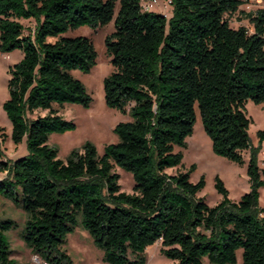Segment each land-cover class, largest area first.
I'll return each instance as SVG.
<instances>
[{
  "label": "trees",
  "instance_id": "16d2710c",
  "mask_svg": "<svg viewBox=\"0 0 264 264\" xmlns=\"http://www.w3.org/2000/svg\"><path fill=\"white\" fill-rule=\"evenodd\" d=\"M249 0H170L166 19L143 11L141 0H0V54L22 58L8 68L2 108L14 145L26 155L6 159L0 127V195L27 214L22 239L46 264H72L62 250L81 225L107 264H146L145 251L160 242L174 264H264V173L260 146L248 136L245 105L264 102V8L243 13L252 26L232 28L227 15ZM118 12L115 17V9ZM115 30L104 41L113 67L103 80L105 104L128 115L113 132L118 141L103 155L86 142L67 160L49 145L52 134L75 130L58 112L67 104L89 108L92 97L72 71L88 74L96 51L85 37L62 35L81 26ZM24 22H31L26 26ZM198 108L215 155L243 166L248 152L250 190L235 202L219 177L221 201L197 195L203 177L190 181L183 154ZM264 141V128L256 133ZM132 175L133 193L121 192L114 168ZM16 225L0 220V264L11 258L5 234Z\"/></svg>",
  "mask_w": 264,
  "mask_h": 264
},
{
  "label": "rangeland",
  "instance_id": "374dc122",
  "mask_svg": "<svg viewBox=\"0 0 264 264\" xmlns=\"http://www.w3.org/2000/svg\"><path fill=\"white\" fill-rule=\"evenodd\" d=\"M144 3L147 0H141ZM264 8V0H249L242 5L239 10L227 15L232 28L239 26L246 27L252 33V26L248 20L244 19L243 13L255 12L257 9ZM153 12L163 15L166 19L170 18L172 7L170 0H156ZM118 12V6L115 9V17ZM26 26L32 25L31 22H24ZM114 18L104 26L93 28L91 26H81L77 29L68 30L62 36L67 38L85 37L91 40L94 45L97 57L96 63L88 74L81 71H72L74 78L82 82L87 92L92 97V103L89 108H83L79 105L67 104L58 108L59 114L67 121H72L76 128L71 132L64 134H52L49 138V145L58 149V159L66 161L73 149H80L86 142L92 143L99 156L103 155L104 147L107 144L116 143L118 138L113 132L114 127L120 122L130 121V117L121 114L117 110L106 106L103 92V80L109 76L113 67L110 63L105 49V38L114 32ZM22 58L19 50H14L9 54H0V127L5 130L8 138L2 145L6 159H16L26 155L25 145H14L10 139L11 124L2 108L3 101L7 98L8 68L17 63ZM247 117L251 120L248 129V136L254 147L260 146V152L257 157V165L264 173V141L259 144L256 133L264 128V102L254 104L249 101L245 105ZM196 120L193 126L191 136L186 138L185 148H176L183 154L182 168L168 170V173L174 175L177 171L187 172L192 165L195 169L190 173V181L197 183L202 177L205 186L198 193L208 206L217 205L222 197L215 189V178L219 177L229 193L232 201H239L241 196L250 190L249 179L247 175V164L249 154L243 152L245 164L238 166L226 158L217 156L212 150V143L205 133L198 108H195ZM119 175V185L121 192L127 194L133 193L134 181L132 175L120 168L113 170ZM4 174L0 173V179ZM260 206L264 208V188L261 189ZM9 219L15 223V227L9 230L5 236L10 246L11 258L20 264H45L40 257L34 255L25 245L22 239V232L27 220L25 211L13 201L0 195V220ZM161 244L157 242L145 251L146 264H174L160 253ZM62 250L70 258L72 264H107L103 260V251L98 249L89 235V233L78 225L65 240ZM203 264H212L206 258ZM236 264H242L241 251L237 253Z\"/></svg>",
  "mask_w": 264,
  "mask_h": 264
},
{
  "label": "built area",
  "instance_id": "2783aa9c",
  "mask_svg": "<svg viewBox=\"0 0 264 264\" xmlns=\"http://www.w3.org/2000/svg\"><path fill=\"white\" fill-rule=\"evenodd\" d=\"M156 0H147L141 4L143 11H152ZM46 264V263H45Z\"/></svg>",
  "mask_w": 264,
  "mask_h": 264
},
{
  "label": "crops",
  "instance_id": "0c3cea01",
  "mask_svg": "<svg viewBox=\"0 0 264 264\" xmlns=\"http://www.w3.org/2000/svg\"><path fill=\"white\" fill-rule=\"evenodd\" d=\"M261 195H262V194H261V191H260V198H261ZM259 205H260V199H259ZM260 207H261V206H260Z\"/></svg>",
  "mask_w": 264,
  "mask_h": 264
}]
</instances>
